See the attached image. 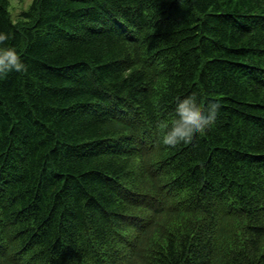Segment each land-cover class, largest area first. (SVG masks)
Returning a JSON list of instances; mask_svg holds the SVG:
<instances>
[{
	"label": "trees",
	"instance_id": "trees-1",
	"mask_svg": "<svg viewBox=\"0 0 264 264\" xmlns=\"http://www.w3.org/2000/svg\"><path fill=\"white\" fill-rule=\"evenodd\" d=\"M10 6L0 264H264V0ZM192 93L215 124L164 145Z\"/></svg>",
	"mask_w": 264,
	"mask_h": 264
},
{
	"label": "clouds",
	"instance_id": "clouds-1",
	"mask_svg": "<svg viewBox=\"0 0 264 264\" xmlns=\"http://www.w3.org/2000/svg\"><path fill=\"white\" fill-rule=\"evenodd\" d=\"M12 38L11 33L0 31V79L13 72H28V67L17 48L8 44ZM219 110V101L211 99L201 107L199 97L195 93L177 97L175 120L160 125L164 130L162 143L173 148L182 143H191L197 134L205 132L215 124Z\"/></svg>",
	"mask_w": 264,
	"mask_h": 264
},
{
	"label": "rangeland",
	"instance_id": "rangeland-1",
	"mask_svg": "<svg viewBox=\"0 0 264 264\" xmlns=\"http://www.w3.org/2000/svg\"><path fill=\"white\" fill-rule=\"evenodd\" d=\"M34 0H10V12L15 21H19L22 12L29 9Z\"/></svg>",
	"mask_w": 264,
	"mask_h": 264
}]
</instances>
